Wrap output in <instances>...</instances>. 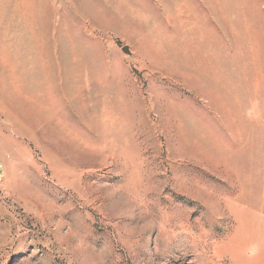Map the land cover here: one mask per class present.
<instances>
[{
  "label": "rangeland",
  "instance_id": "obj_1",
  "mask_svg": "<svg viewBox=\"0 0 264 264\" xmlns=\"http://www.w3.org/2000/svg\"><path fill=\"white\" fill-rule=\"evenodd\" d=\"M0 264H264V0H0Z\"/></svg>",
  "mask_w": 264,
  "mask_h": 264
},
{
  "label": "built area",
  "instance_id": "obj_2",
  "mask_svg": "<svg viewBox=\"0 0 264 264\" xmlns=\"http://www.w3.org/2000/svg\"><path fill=\"white\" fill-rule=\"evenodd\" d=\"M3 174H4V167L2 162L0 161V183L2 181Z\"/></svg>",
  "mask_w": 264,
  "mask_h": 264
}]
</instances>
